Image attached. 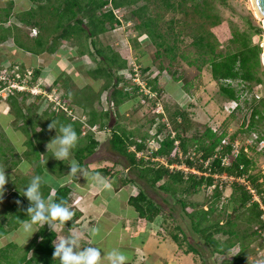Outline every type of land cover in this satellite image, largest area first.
I'll return each mask as SVG.
<instances>
[{"label": "trees", "instance_id": "obj_1", "mask_svg": "<svg viewBox=\"0 0 264 264\" xmlns=\"http://www.w3.org/2000/svg\"><path fill=\"white\" fill-rule=\"evenodd\" d=\"M36 3V9L24 14L23 17L28 16L32 19L35 25H38L42 31L45 29L44 24L46 21L52 18L50 15H45L41 10L45 7L59 5L58 8L62 9V13L57 11V15L60 16L57 22V30H61L57 36L50 35L37 36L35 44L38 48L42 49L50 43L52 40V46L54 48H48L49 50H56L59 41L66 40L76 44L78 55H84L89 53L96 61V68L87 71L88 76L100 81L103 80L104 84L99 92L91 87L80 90L81 100L74 95L69 94L70 87L67 83H61L62 79H58L56 85L63 86L65 90L64 99L68 103L72 101L84 109V112L88 110V123L91 126H99L104 128L110 121L113 115V109L104 111L96 110V105L101 106V99L104 92H110L107 102L109 106L120 109V106L129 102L134 97L138 96V88L133 83L132 72L128 66L127 59L123 58V53L116 51L111 46L102 45L98 37L100 35L108 33L110 30H115L116 26L120 22L116 19L112 10H105V8L112 4L116 9L121 8L125 11L131 10L130 16L125 14V21L132 22L134 31L138 34H147L153 45H155L159 51L157 57L162 53L167 58L174 61L178 57L177 43L179 38L183 34L176 32L175 27L178 21L175 19L165 22L163 20L162 12H152L151 6L158 7L159 9H165L166 11H174L184 14L185 18L193 16L192 21L182 20L184 27L190 26L191 33L189 36L192 38V46L196 49L199 56L195 62H189V65L198 66L199 70L208 66L214 81L219 85V91L228 101H240L241 97L247 89L251 90L255 84L263 82L259 77L260 69L262 68L261 53L262 48L259 45L252 44L250 35L247 32H240L238 29H231V38L227 44L226 50H221V42L216 34L211 30L212 28L219 27L223 24V20L217 10L216 2L221 5H226L227 0H31ZM57 8V7H56ZM41 12L37 14V11ZM59 13V14H58ZM154 13V14H153ZM198 19L197 21L194 17ZM37 19V20H36ZM65 21L63 22V20ZM87 19V23L85 22ZM25 20V18H24ZM135 23V24H133ZM256 31L262 33V30L256 28ZM54 34V33H53ZM16 41V40H15ZM88 41H90L88 44ZM173 41V43H172ZM17 42V41H16ZM137 43V42H136ZM47 48V47H46ZM162 50L163 52H160ZM187 60L186 57H183ZM200 61V64H198ZM150 68L143 69L146 73ZM166 69L159 70L161 73ZM126 72V73H125ZM130 79L127 78L129 75ZM39 76V73H37ZM160 75L151 78L149 83L154 92H157V99H160L164 95V91L158 86ZM174 80L176 82L181 81V77H177L174 74ZM131 81L130 83L128 81ZM67 81V80H65ZM237 83V86H234ZM123 84L122 86H120ZM133 88V91L127 90L128 87ZM79 92V93H80ZM77 94V92H76ZM71 97L69 98V96ZM28 98H31L28 94H16L10 97L9 104L11 106V112H15L16 117L24 122L25 127L21 128L23 132L28 135L26 145L28 146L27 158L29 156L35 157V169H37L42 175L44 168L52 166L54 164L60 165L66 169L62 161L54 162L50 165L49 156L43 154V146L53 136L54 130L49 128V124L52 121L56 122L57 128L63 124H71L78 135V142L72 149L75 160L80 164V167L85 166V161L91 157L97 150L99 142L93 137L92 134L82 137L83 125L79 122H73L66 115L61 112L46 111L44 113L48 121L46 124H35L31 121V117L24 114V107L26 106ZM141 102V105L148 103V98L145 97ZM256 101V100H255ZM153 104H156L153 102ZM28 110L30 108L28 107ZM249 120V131L256 130L257 124L263 122L264 126V98L261 99L260 104L254 106L251 110ZM178 119L181 120V124L177 125ZM37 123V124H36ZM174 123L176 129L185 128L187 132V125L189 124L188 115L186 112L178 110L175 114ZM31 124V125H30ZM32 129V134L28 131L27 126ZM165 127H161L158 132H163ZM110 145L114 152L118 153L124 161L125 169L128 170L130 176H127L122 182L123 184H134L139 188V193L135 197L130 198V205L133 206L141 219H146L149 222H154L155 219L163 213L162 207L152 200L147 189L153 191H161L164 193L174 194L180 188L187 189L190 193L196 194L202 188L209 189L213 185L214 174H228L236 178L246 176L254 187L259 196L262 197L261 203L254 201L252 194L242 184L235 182L232 188V194L227 200V204L223 205V209L231 212V218L225 223L218 218L211 219L215 214V204H220L223 196V191L217 188L213 192L215 204H213L207 211L196 210L193 213H186L191 221V232L197 234L204 241L205 245L209 249L212 255H218L222 257L221 264H249V256L247 253V247L249 245L243 242L256 236V232L253 230L255 226H264L262 219L264 210L261 208V204L264 206V182H262L261 174H254L253 170L255 162L253 159L245 153V146H242L241 153L237 158L232 157V163L229 167L222 166V158L224 156H231L233 151L234 142H230L229 145L222 147V140L226 137L225 133L221 135L216 134L211 128H206L203 133H198L190 138H186L178 135L180 141L181 151L183 152V159L170 160V164H184L190 169H195L198 172H206L203 161H207L214 158L217 153L218 156L210 163V169L212 171L211 176H199L195 174H185L182 171H171L164 165H157L152 163L154 159L165 158L170 159L175 147V140L170 136H167L162 142L159 150L152 152L150 156L144 155L140 158L137 157V153L144 152L147 148V139L135 140L134 134L126 130H118V128H111ZM157 132V133H158ZM261 140H264V135L260 136ZM192 145V150L201 154V158L197 161H192L187 157L189 152V146ZM132 147H135V151H130ZM0 151L4 153L3 147L0 146ZM264 156V149L262 150ZM53 157V156H52ZM30 158V157H29ZM54 170V168H53ZM55 171V170H54ZM99 174L106 177L109 175V171L106 169L98 170ZM77 174V173H76ZM76 174H73V179H76ZM132 174V176H131ZM114 176H116L114 174ZM162 183V184H159ZM41 192L43 197L47 200L50 196H53L52 200L55 202H65L66 206L71 210L73 198L71 196V189L69 186H63L57 188L55 191L51 190L48 186L43 184L41 186ZM15 198H20L18 194H15ZM23 200L22 198H20ZM15 201L13 208L16 206ZM24 202V200H23ZM26 204V203H25ZM19 205V203H17ZM186 203L183 201L182 206L186 209ZM30 205H23L20 202L19 209L14 211L11 217L5 218L10 229H18L23 223L28 221L27 208ZM7 214L4 213V216ZM79 215H74L72 221H68L65 224L70 228L75 227V220ZM244 222L246 228L242 230L238 227V222ZM59 222H52V227L48 224L39 226V231L34 240L25 247H20L16 244L7 245L0 250V264H60L59 259L54 257V241L57 238V233L53 230L54 225ZM63 225V224H62ZM5 230L3 223H0V237L8 235V231ZM181 233L185 232L182 228L178 227ZM221 234L226 236V240H219L215 238V235ZM187 237V236H186ZM173 241L180 247H182L179 234L172 235ZM184 241V240H183ZM237 243H240L239 252L232 258L228 257L232 248ZM188 251L186 254L201 255V247L188 243ZM31 254V256H30Z\"/></svg>", "mask_w": 264, "mask_h": 264}, {"label": "rangeland", "instance_id": "obj_2", "mask_svg": "<svg viewBox=\"0 0 264 264\" xmlns=\"http://www.w3.org/2000/svg\"><path fill=\"white\" fill-rule=\"evenodd\" d=\"M58 6L59 5H56L57 8L55 6L45 7L44 10H41L42 12H44L45 15L52 16L51 19L49 17V20L45 22L43 27L45 29L43 31L44 36H46L45 38L50 35H52L51 38H53V36H57L59 33H61V30H57V22L60 18V16L57 15V11L59 9ZM216 7L223 20V24L219 27L212 28L211 30L216 34L222 44L220 49H227V44L229 42V39L231 38V29H238L240 32H247L250 35V40L252 44L259 45L262 48V68L260 69V73L258 76L262 78L263 82L260 84H255L251 90L247 89L246 91H244L241 97L239 109H237L233 113L227 111L225 107L229 105V101L223 95H221L219 91V85L212 78L209 67L205 66L202 70H199L198 66L189 65V62H195L199 56L197 55L196 49L191 45L192 38L189 36V34L191 33L190 26L184 27L183 25L182 20L186 19L184 14L174 11H166L165 9H159L158 7H155L153 5L151 6V9H153L152 12H162L161 15L163 16V20L165 22L175 19L176 21H178V24H176L175 27L176 32H181V30H183V34L181 35L177 43L178 57H176L174 61L167 58L164 53H162L161 56L157 57L156 55L159 49L155 45H152L153 43H150L151 45L148 44V46H145V48L142 49L143 51L137 49V46L135 44H137V41L139 42L143 40L144 35L138 34L134 31V26L132 25V22H130L131 25L129 24V28L124 27L117 29L116 31L110 30L108 33L100 35L98 37V40L104 46L109 45L112 48L120 47L122 51H118H121L123 53V58L127 59L129 62L130 58H132L133 56V62H135L136 60L137 63L143 69H145L143 65L145 55L141 57V52H148L153 60V63L151 64L152 67L148 71L151 76L150 79L154 78L157 75H160L161 77L159 79L158 86L162 90L165 88V91L167 93L166 95L164 94L165 96L163 95L164 97L157 100L152 99L149 103H145L143 105H141V102H143L142 100L145 97H143L144 95H142L141 93H137L138 96L130 100L128 102L129 104L125 103L120 106V109H118L109 106L108 103L106 104L110 92H104L105 95L103 94L104 97L103 99H101V106L99 107L100 104H95V108L96 110H101L103 108L104 111H106L105 108L107 110H110L112 108L113 115L111 116L110 121L108 120L106 126L104 128H101V130L98 126L99 131H85V133L88 132L87 135L92 134L93 137L100 144L95 152V155H93L89 160L85 161L87 165L90 160L96 162L100 159H108L112 161V163L116 161H118L120 164L122 161L126 163V161L122 157H120L118 153L114 152L111 148L109 141L111 138L110 129L114 127L118 128V130H126L128 132H132L135 136V140H141L142 138H146L148 140L154 138V136L156 137L158 130L163 126L165 127L166 124H169L173 130H176L178 135L181 133V135L186 138H190L194 135H197L198 133H203L206 128H211L212 130L215 128L218 130V134H226L228 142H238L240 146L248 147L249 156L255 162L253 172L256 175L261 174V176L263 177L262 182H264V156L262 154V151L257 150L254 142L255 140H253L256 135H264L263 122L257 124L256 130L249 131L248 129L252 108H254V106L256 105H259L261 99L264 98V21L257 16L252 0H227V4L225 6L221 5L217 1ZM62 9H59V11ZM41 11L38 10L37 14ZM62 11H60L59 13H62ZM126 13L130 16L129 13H131V10L127 9L125 11V14ZM192 19L193 16L189 17L186 20L192 21ZM194 19L196 21L198 20L196 16L194 17ZM64 21L65 19L63 20V22ZM87 21L88 20L85 19L86 23ZM256 28L261 29L262 33L257 32ZM128 40L129 44L127 43ZM65 41L66 40L61 39L58 43V46L65 43ZM89 42L90 41H88V44H90ZM74 46H76V44ZM129 46H131L133 53L130 51ZM160 52L163 51L160 50ZM183 57H186L187 60H184ZM130 61H132V59ZM86 62H89V60L87 59ZM198 64H200V61H198ZM88 66L89 65H87V67ZM91 66L92 68L95 67L93 64H91ZM161 68H164L166 70L160 73L159 70H161ZM174 74L177 77H181L182 80L176 82L173 77ZM74 75L72 77H74ZM129 76H131L130 73L127 76V78L130 79ZM162 79H164L165 81L160 83V80ZM62 82L67 83L71 91L69 94L74 95L76 97V100L77 98L79 100L83 98L81 96L82 94L80 90L88 88L85 87L84 89H81L79 86H77V84L71 81L70 78H66L62 80L61 83ZM128 82L130 83L131 81L129 80ZM96 83L98 84V86L96 85L95 89V92L97 93L101 90L104 81L100 80ZM122 85L123 84H121L120 86ZM234 86H237V83H234ZM61 87L62 90L65 92L63 86ZM127 90L133 91L134 89L129 86ZM71 95L69 96V98L71 97ZM256 96H260L261 99L259 100ZM153 101L156 104H153ZM25 104L26 106L24 107L23 112L24 114H27L29 117H31V119L33 120L31 122H33L34 124L35 122H37L38 124H46L48 118L42 112H49L50 110H45V103L39 102V100L37 101L35 99L28 98V101ZM70 104L75 107L76 110L78 109V111L79 109H81L80 106L74 103L73 101ZM8 105L10 109L9 116L4 117L2 116L3 113H0V146L3 147L4 153L6 152L5 154H10V152H12V154H10L11 160L7 163V160L4 161L6 157L4 156L3 152L0 151V168L4 169L6 168V164L9 165V163H11V167H16V165L19 163L18 158H21L22 160L24 156L18 157L19 154L16 150L19 151V149L23 148V146L24 148H27V146H25V142L28 140V135H26V133L23 132V130L21 129L25 127L24 122L16 117L15 112H11V106L9 103ZM28 107L30 108V110H28ZM178 110L186 112V114L188 115L189 124L187 125V132L184 131L186 127L182 129H176L174 118L175 114L178 113ZM1 124L5 126V132L2 129ZM179 124H181L180 119H178L177 121V125ZM27 129L30 133L32 132L30 126H27ZM84 137L85 134L82 133L81 138ZM155 146L157 147V145ZM192 148L193 146L190 145L189 151H191ZM10 149L13 150L10 151ZM47 149L48 147H45L46 151ZM151 149V146L147 144V148L144 150L143 153H141L144 154L148 160V156H150L152 150H155ZM130 151H132V148L130 149ZM141 154H139L137 157H142ZM29 161L30 160L28 159L27 162L29 163ZM167 161L168 159H162V161L160 162H151L161 166ZM27 162L25 163V166L30 164H27ZM52 162H54V160L48 159V163L50 165H52ZM123 165L122 167H109V169L112 168L111 170L117 176V179L130 176V173L127 169H125ZM96 167V165L93 166V168ZM53 168L56 172H60L62 167L58 164H54L52 166L44 168L42 175H40V173L37 172L38 170L35 169L34 166L31 170L32 173H30L29 176L15 179L13 185L16 186L18 195L24 200V202L20 198L16 199V196H14L15 194L12 195V197L8 199L7 202L2 204V208L7 214L6 216H4V218L11 217L14 214V211L20 208V203L19 205H17V202L15 204L16 206L14 208L12 207L16 200L21 202L22 206L26 204L30 205V202L27 200V198L23 196V189L28 185L31 178L35 175H40L44 177L46 183L48 182L47 180H49L51 183L53 180L51 181V179L48 178L50 177V175H53ZM68 170L69 167H67L65 172L67 173ZM81 171L85 172V168L82 167ZM147 193L149 197L154 200L157 204H159L163 209V213L158 216L153 222L154 224L152 225L151 230L153 233L152 235H154L156 239L165 242L168 241L167 244L170 245L169 248L171 249V251L170 254L168 253L166 255V264H181V262L185 261V259H183L184 257H188V259H186L187 262L185 264L222 263L223 258L219 257L218 255H212L207 246L205 245L204 241L201 239V237L191 232V221L186 214L193 213L196 210L207 211L213 204H215L213 192H210L206 188H202L199 192L194 194L190 193L185 188H180L174 194L164 193L158 190L153 191L151 189H147ZM231 194V187H228L223 190V196L227 198L226 202L227 200H229ZM183 201L187 204L186 209H184L182 206ZM221 203L222 200L220 201V204L218 206L217 203L215 204V214L214 216H212L211 219L213 220L216 217L222 222V224H225L231 218V212L223 209V206H220ZM226 204L227 203H225V205ZM62 227L64 228V225ZM178 227L182 228L185 234L181 233ZM238 227L241 230L243 228H246L244 222L242 221L238 222ZM63 228L56 229L64 230ZM19 232L20 235L15 238V241L18 240L19 242L24 241L28 237V235L31 234L28 232H24L23 228H21ZM175 234H179L182 247L177 246V244L173 241L172 235ZM215 238L219 240L221 239L223 241L226 240L227 237H224L219 234L215 235ZM6 239H9L8 235L6 236ZM12 242L13 241L9 243ZM1 243H3L2 240L0 241V245ZM79 243L81 244V239L79 240ZM188 243H192L201 247L202 254H186V252L189 250ZM243 243L249 245L247 247L249 264H264V240H262L259 236L256 235L252 238L246 239ZM77 246L79 245L77 244ZM240 246V243H237V245L232 248V251L230 252L228 257L232 258L234 255H236ZM125 253L126 252L124 251L123 254L125 255Z\"/></svg>", "mask_w": 264, "mask_h": 264}, {"label": "crops", "instance_id": "obj_3", "mask_svg": "<svg viewBox=\"0 0 264 264\" xmlns=\"http://www.w3.org/2000/svg\"><path fill=\"white\" fill-rule=\"evenodd\" d=\"M35 9L36 3L31 0H0V61L18 62L35 68L39 75H42L50 83H54L55 85L58 79L64 80L70 78L71 81L77 84L81 89L91 87L95 90L96 85L98 86L96 83L98 81L88 76L87 71L96 68L97 63L95 58L89 53L78 55L77 48L74 46L75 44L70 41H65V43L59 45L56 50L52 51L48 49L54 48L51 47L52 40L47 44V48L44 47L40 49L36 46L35 40L37 37H31L29 29L37 28L39 30V36H43L44 32L38 25H35L33 23L34 21L28 18V16L23 17L24 14ZM11 18L15 19L14 22L20 24L21 27L17 25L8 26L7 22ZM143 35V40L139 42L137 41V44H135L137 49L141 51H143L142 49L145 48V46H148V44H152L149 37L146 36L147 34L144 33ZM127 43L129 44V40ZM129 48L133 53L131 46H129ZM114 49L116 51L121 50L120 47H114ZM141 53V57L145 55L143 64L145 69L151 68V64L153 63L152 57L148 52ZM87 59L90 63L86 62ZM91 64L95 67L92 68ZM87 65L89 66L87 67ZM73 75L74 77H72ZM164 81L165 80L162 79L160 80V83ZM59 86L61 87V85ZM163 91L166 95L167 92L165 91V88ZM104 95L102 96V99ZM0 109H2L0 110V113H3L2 116H9L10 111H6V105H1ZM81 110L84 111L82 108ZM85 113L89 114L88 110L87 112L85 111ZM4 128L5 126L2 125V129L5 132L6 128ZM53 130V136L47 143H45V147H47L57 134V130ZM25 146H27L26 142ZM44 146L42 157L46 154L48 156L49 154H52L51 145L47 151ZM12 150L10 149V151ZM28 150V146L27 148H24L23 146L19 151L16 150L19 154L18 157L24 156L22 160L21 158H18L19 163L16 167H11V163H9V165L6 164L5 174L8 183L5 185L4 198L0 201V223H3L5 230L10 228L4 218L5 212L2 208V204L7 202L12 195L18 194L16 186L13 185L15 179L29 176L30 173H32V168L35 166V157L31 155L29 156L30 158H27L26 156ZM10 154H12V152H10ZM10 154H4L6 157L4 161L7 160V163L11 160ZM93 155H95V153ZM72 158L75 159L73 152ZM28 159L30 160V164L27 162ZM48 159L54 160V162H59V160H55L52 156ZM26 162L29 165L25 166ZM54 162H52V164H54ZM63 163L64 166H66V169L69 167L67 173L65 172V168H63L61 174L53 171V175H50L48 178L53 181L50 183V181L47 180L48 182H45L46 184H44L53 191L59 187L69 186L73 198L71 208L74 215L77 214L79 216L75 220V227L73 228H70L67 224H65L63 228V225L60 223L54 226L53 230L58 235L55 241L67 236L76 235L79 237L77 241V244L79 245L77 246L78 249L87 246H95L101 249L102 255L103 251L107 253L114 248L120 250L122 253L125 251V256L127 257L126 264L167 263L165 258L168 253L170 254V245L167 244L168 241L165 242L156 239V237L152 235L153 233L151 230L154 223L147 222L146 219H141L135 208L130 205V198L138 195L139 188L131 183L123 184L122 182L126 177L117 179V176H114L111 169L117 166L122 167L118 161L112 163V161L108 159H100L96 162L90 160L88 165L85 163V166L83 167L85 168V172H78L76 174V179H73V174H70L69 162L64 161ZM94 165L97 167L93 168ZM109 167L112 168L109 169ZM101 169L109 171V175L104 177L99 174L98 170ZM50 198L52 199L53 196H50ZM74 215L71 221L74 219ZM23 224L18 229H10L8 231L9 239H6L7 235L0 237V241L2 240L3 242L0 245V250L12 243L19 245L20 247H25L34 240L39 231L38 225L33 226V230L36 232L32 235L29 234L30 237L28 235V237L22 242H19L18 240L15 241V238L20 235L19 230L23 228ZM56 228H63L64 230H57ZM93 228L98 230L95 237L91 235ZM80 239L81 244L79 243ZM11 241L13 242L9 243ZM183 259H185V261H183L185 264L188 257H184ZM183 262H181V264H183ZM100 264H109V262L107 258L104 257L101 259Z\"/></svg>", "mask_w": 264, "mask_h": 264}, {"label": "built area", "instance_id": "obj_4", "mask_svg": "<svg viewBox=\"0 0 264 264\" xmlns=\"http://www.w3.org/2000/svg\"><path fill=\"white\" fill-rule=\"evenodd\" d=\"M105 10H112L114 13L116 19L120 22L119 25L116 26V29L120 28H129L130 22L125 21V10L121 8H114L112 4H109ZM15 19L11 18L8 22V26L17 25L21 27L20 24L14 22ZM131 25V24H130ZM30 35L31 37H37L39 35V30L37 28H30ZM132 55V54H131ZM132 59V61H130ZM128 62V66L132 72V79L135 86L138 88V94L144 95L143 97L148 98V103L153 99L157 100V92H154L150 86L149 79H150V73L143 72V68L137 63L133 62V56L130 58ZM128 61V60H127ZM16 94H28L32 99L39 100V102L45 103V110L50 111H61L63 112L67 118H69L73 122H79L83 125V134L87 135L88 132H96L99 131L98 126H91L88 123V114L85 113L83 110L78 109L76 110L75 107H73L70 103H67V101L64 99L65 92L62 90V88L59 85H55L54 83H50L45 77L42 75H37V70L35 68L26 66L22 63L18 62H2L0 61V106L6 105V111L8 112L9 109V99L12 96H15ZM60 94V95H59ZM259 100L261 99L260 96H256ZM105 101V100H104ZM154 102V101H153ZM152 102V103H153ZM108 102L106 101V104ZM151 103V104H152ZM231 105V106H230ZM240 107V101H229V105L225 107V109L231 113L239 109ZM105 110H107L105 108ZM85 131H88L85 133ZM104 131V130H102ZM213 131L218 134L217 129H213ZM222 134V133H221ZM218 134V135H221ZM167 136H170L172 139L175 140L174 144V150L171 155V158L163 164L165 167L169 168L171 171H182L185 174H195L199 176H211V169H210V163L214 158L218 156L217 155L214 158H211L207 161H203L201 158V154H198L197 151L191 150L188 152L187 157L192 161L201 160V163L204 164V168L206 172L201 173L196 171L195 169H190L186 167L184 164H177L172 163L170 164V160L175 159H183V152L181 151L180 147V141L177 138L178 133L176 130H173L169 124L165 125V130L163 132H158L156 134V137L148 139L147 144L151 146L152 149H155L156 151L159 150L162 142L165 140ZM254 137V136H253ZM255 140V145L257 150L262 151L264 149V140H261L260 136H255L253 139ZM230 142L227 141V138L225 137L222 140V147L229 145ZM157 145V147L155 146ZM240 144L236 142L233 146V151L231 156H224L222 158V166L223 167H229L232 163V157L237 158L241 153ZM151 149V150H152ZM155 150H152V152H156ZM132 151H135V147H132ZM151 152V153H152ZM249 149L247 146H245V153L249 155ZM143 152L137 153V156ZM141 156H144V154H141ZM162 159L165 158H157L153 161L160 162ZM214 179V183L212 186L209 187L210 192H214L217 188L220 190H225L228 187H231L235 182H238L245 186L247 190L252 194L254 201H257L261 203L262 197L258 195L254 187L251 185L250 181L247 179L246 176H243L241 178H236L234 176H229L228 174H214L212 175ZM264 196V195H263ZM226 199L224 196H222L221 200V207L226 203ZM261 208L264 210V206L261 204ZM264 221V215L262 217ZM255 232L257 233V236H259L262 240H264V226L257 225L254 228ZM240 250V249H239ZM237 251V253L239 252ZM232 251V250H231Z\"/></svg>", "mask_w": 264, "mask_h": 264}, {"label": "clouds", "instance_id": "obj_5", "mask_svg": "<svg viewBox=\"0 0 264 264\" xmlns=\"http://www.w3.org/2000/svg\"><path fill=\"white\" fill-rule=\"evenodd\" d=\"M257 14L264 16V0H254ZM50 129H56V136L47 145L48 150L51 145L52 156L59 161H68L70 166V174H76L81 171L80 164L72 158V149L78 142V135L71 124H61L58 128L56 122L49 124ZM8 183L5 169L0 168V201L4 198L5 185ZM45 183L44 177L35 175L31 178L28 185L23 189V196L30 202L27 208L28 221L23 224V231L31 233L34 225L48 224L52 227V222H59L65 225L71 221L74 212L66 206V203L55 202L51 198L45 199L41 192V186ZM107 186V185H106ZM17 203H20L17 201ZM97 229L93 228L91 235H97ZM79 237L71 235L58 239L54 242V257L59 259L60 264H100L102 258L106 257L109 264H126L127 257L118 249L103 255L101 249L95 246H87L81 249L77 248Z\"/></svg>", "mask_w": 264, "mask_h": 264}, {"label": "water", "instance_id": "obj_6", "mask_svg": "<svg viewBox=\"0 0 264 264\" xmlns=\"http://www.w3.org/2000/svg\"><path fill=\"white\" fill-rule=\"evenodd\" d=\"M253 2H254V0H253ZM254 5H255V2H254ZM255 8H256V6H255ZM256 12H257V9H256ZM259 16V18H261L262 20H264V16H261V15H258Z\"/></svg>", "mask_w": 264, "mask_h": 264}, {"label": "bare ground", "instance_id": "obj_7", "mask_svg": "<svg viewBox=\"0 0 264 264\" xmlns=\"http://www.w3.org/2000/svg\"><path fill=\"white\" fill-rule=\"evenodd\" d=\"M253 1V0H252ZM253 5H254V2H253ZM254 8H255V5H254ZM255 12H256V8H255ZM256 14H257V12H256ZM257 16H258V14H257ZM259 17V16H258ZM264 21V20H263Z\"/></svg>", "mask_w": 264, "mask_h": 264}]
</instances>
